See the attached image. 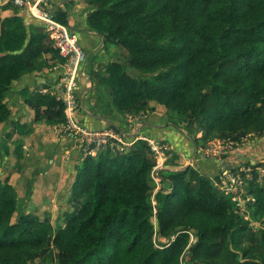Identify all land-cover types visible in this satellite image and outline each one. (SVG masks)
Returning a JSON list of instances; mask_svg holds the SVG:
<instances>
[{"label":"trees","instance_id":"obj_1","mask_svg":"<svg viewBox=\"0 0 264 264\" xmlns=\"http://www.w3.org/2000/svg\"><path fill=\"white\" fill-rule=\"evenodd\" d=\"M86 2L98 6L87 18L91 30L121 46L129 66L148 77L135 78L119 62L107 66L102 81L112 89L120 110L158 103L193 120L204 141L216 135L233 142V148L251 135L264 136V0ZM2 8L14 10L9 17L0 12V124L12 128L7 98L16 82L40 66L37 50L62 60L43 21L27 8L29 16L21 15L12 0ZM54 18L78 37L68 12L54 13ZM51 72L53 83L60 82L63 71ZM21 92L45 110L49 122L67 124L66 106L52 92ZM77 112L75 122L89 131L120 133L108 124L86 123L79 117L81 110ZM10 132L0 135V169L10 157ZM137 148L84 157L71 190L83 202L57 231L49 221L23 217L25 201L11 176L0 177V264H33V255L49 248L58 252L59 264H185L188 252L190 264H264V255L254 257L257 241L238 220L231 198L200 169L188 166L163 174L153 203L155 162L147 157V146ZM261 162L247 164L256 169ZM251 192L255 205L264 210V190ZM260 237L264 244V231ZM246 241L252 245L245 247Z\"/></svg>","mask_w":264,"mask_h":264},{"label":"crops","instance_id":"obj_2","mask_svg":"<svg viewBox=\"0 0 264 264\" xmlns=\"http://www.w3.org/2000/svg\"><path fill=\"white\" fill-rule=\"evenodd\" d=\"M8 1L10 0H0V12L2 17H9L14 14V10H12V8H2L8 3ZM40 1L43 2L42 6H45L44 9L52 12L53 14L60 11L68 12L69 16L71 17V25H73L75 29L79 31L78 37L81 40L83 46L89 52L88 60L83 67L85 70L84 75L82 80L79 81V86L76 92V94L78 93L79 96V109L81 110L79 117L84 119V122L86 123H92L99 126H104L106 124L113 126L119 130L120 133H123L125 137L133 138L131 142L133 143L134 148L138 147L137 149H141L146 146L148 147L147 144H151L150 141L155 142L154 140L157 139L167 140L171 144L173 148V157L171 160L168 161L165 167L154 168V176L157 177V180L159 179V181H157L159 185L161 184L160 181L163 178L164 173L179 172L183 169H186L188 166L200 169L202 172L209 175L210 178L217 180L218 182L216 184H218L220 183V180L224 179L222 174H225V172L231 168L243 163L254 164L255 162L263 161L264 136L253 137V135H251L252 137H250V139L238 145L236 148H233L228 154H226V158H207L203 152L202 143L199 140V138L202 136V133H197V127H194V129L189 127L190 132L193 133L192 134L187 131L188 127L185 128L184 126L179 125L180 128L178 129L174 126H168L165 120H168L170 115H165V111L162 109L165 107L160 105L159 108L157 103L147 102L138 104L132 109L126 111L120 110L112 89L104 85L102 81V75L110 63L119 62L120 59L117 56L121 53H124L125 50L121 48V46L119 47V45H117L115 42L110 41L106 36L99 35L97 32L92 31L89 27L87 21L88 15L94 12L98 6L88 4L86 0ZM18 10L21 15L29 13L20 7ZM27 16H29V14ZM29 22L36 23V21L33 19L29 20ZM48 44L49 42L47 41V45ZM37 51L39 53L37 61L39 62L40 66L36 69V71L25 74L20 81L13 85V88L10 91L9 98L15 108L8 102L9 100L7 99L11 110H17L16 115L12 116L11 119L14 120V122H12L10 125L13 126L14 130L9 143L10 148H13L10 149V153H12L11 155L14 154L13 157L18 154L16 149H22L25 141H27V136L29 135L28 134L27 136H24L22 135L23 133H21V131L25 129L26 132L28 131L29 125L35 126V124L39 123L40 121H45L43 117L46 114L44 109L39 108L34 100L23 96L21 91L27 88L29 90V94L33 95L44 87L42 84L47 83L48 85H45V87L50 89L51 84L55 81L53 79L55 72H45L43 70L45 68L43 67L46 65V63L53 62V60L56 61L57 58H54L51 52H47L42 49H38ZM145 104H150L152 109H158L153 111L152 115H148V118H146L144 121H133L136 119L134 116L138 112H143L142 110L144 106H146ZM77 111L75 116L76 122V119L78 118ZM146 113L149 114L148 112H145V114ZM172 121L175 122L176 120L172 119ZM48 122L45 121L44 126L50 130L52 124ZM51 133L49 131L43 134H37V139L45 140L44 145L39 144L41 151L44 148L41 152V154L43 153L44 156L43 159L37 158V160H34V169L32 168L31 171L37 169V173H41V175H50L52 174L51 169L58 170L59 168L62 173L61 178L58 180V177L53 176L47 184L52 187V183H56L59 185L57 187L59 191L64 190L65 192L68 190L67 194L63 195V197L61 195L60 197H62L64 200L70 201L69 198L72 195V186L77 176L78 169L84 161L81 143L73 134L57 135L56 133H58V131L53 132L52 130ZM148 138H152L154 140H150ZM145 153L147 154V157H151V154L148 152V150H145ZM27 156H29V154H27ZM13 157H10V159L7 160L8 168L13 166ZM24 157L21 158L19 165L10 168H15V170L17 169L18 173L25 172L24 174H26L27 172L25 170V166L27 165L25 164L26 161ZM49 157L50 159L48 164L50 165L46 163ZM49 167L50 172H47L46 169ZM16 175L17 174L13 171L11 174V179L13 180ZM217 177L219 178L217 179ZM27 179L28 177H25L23 182L27 181ZM38 180L40 179L38 178ZM28 181H30V179ZM36 182L34 183V181H32L30 184L25 183L23 185L26 186H22V188H16L14 182L13 185L18 192L19 198H22L21 194L24 196L26 193H31L33 188L32 185H36ZM40 187L41 186H38L37 189L39 190ZM24 190L26 191L24 192ZM24 201L26 211L24 213H26V216H29L30 211L28 208L26 209V207L28 203H31V196H29L27 199L24 198ZM22 216L26 217L24 215Z\"/></svg>","mask_w":264,"mask_h":264},{"label":"rangeland","instance_id":"obj_3","mask_svg":"<svg viewBox=\"0 0 264 264\" xmlns=\"http://www.w3.org/2000/svg\"><path fill=\"white\" fill-rule=\"evenodd\" d=\"M45 7V6H44ZM120 47V46H119ZM122 48V47H121ZM120 60L119 63L123 64L126 66L127 68V72L132 74L135 78L141 80V81H145L148 77L147 75H143L141 74L139 71H136L134 69H132L129 66V56L126 53V51H124V53H121L117 56ZM60 64V62L58 61H54L47 63L46 67H43L45 69H43L45 72L51 73V71H55L54 67L56 65ZM59 83V82H58ZM58 83H52L51 84V88L54 92V94L58 97V94L60 93V90L58 89ZM44 87L46 84H42ZM43 87V88H44ZM41 88V89H43ZM46 88V87H45ZM90 95V94H89ZM91 96V95H90ZM95 96V93H94ZM10 94L8 96V102L12 105L11 100H10ZM77 110H79L80 108V104H79V98L77 97ZM146 106H144L143 108V112H138L134 118H136L135 122H140V121H144L146 118H148V115H152L153 111H156L158 108H151L150 104H145ZM157 105H159L157 103ZM14 107V105H12ZM15 108V107H14ZM160 108V105H159ZM165 111V115H170L168 120L175 119L176 123H178L179 125L184 126L185 128H187V131L190 132V128L192 127V129H194V127L196 128L195 123L193 122V120H191L189 117H181L176 113L170 112L165 108H162ZM147 110V111H146ZM145 112H148L149 114H145ZM17 110H12V114L11 116L16 115ZM67 114V112H66ZM76 114V113H75ZM76 116V115H75ZM68 122L67 124H64L58 120H55L54 122H48V118L49 116H47L45 114V116L43 117L45 121H47L48 123L52 124L50 130L47 129L44 124L45 121H40L39 123L35 124V126L33 125H29L28 127V131L25 132V129H23V131H21V133H23L22 135L27 136V141H25L24 146L22 147V149H16L18 154L20 155H11L12 153H10V157H13V166L10 167H14L20 164V160L21 158H25L26 161V165L25 166V170H26V174L24 173H18L17 169L15 170V168H8L7 163L6 166H4V163L2 162V166L0 169V177H4V176H8L13 173V171L17 174L16 177H14V179H11V183L13 185V183L15 182V187H21L22 186H26L23 184H30V182L34 181V183L36 182V185H32V192L31 193H26L24 196L21 194L22 198L21 200L24 202V198L27 199L29 196H31V203L27 205L26 209L28 208L30 211V215L26 216V212L25 208H24V212L22 213L24 216L28 217V219H33V218H37L39 220L42 221H49L52 225L53 228H55V230L57 231L58 229L62 228L65 226V222H66V217L73 215L76 210L77 207L83 202L82 200H75L73 198V196H70V201L69 200H64L62 197L63 195L68 193V190L64 192V190L59 191L58 190V186L56 183H52V187H50L47 183L50 179H52V177H58L61 178V171L59 170H53L52 174L50 175H41V173H37L38 170L35 169L33 171H31V169H34V160H37V158H41L43 159L44 154L41 152V149L39 147L40 145H44V141L45 140H39L37 139V134H43L46 132L51 133V130L53 132H57V135L59 134H67L70 132H73V134H75V129L71 126V120H70V116H68ZM73 117V116H71ZM12 118V117H11ZM50 119V118H49ZM55 123V124H54ZM12 129V130H11ZM197 129V128H196ZM10 132L13 133V126L12 128H7L5 124H0V135H4L6 132ZM192 133V132H190ZM197 133H202V136L199 138V140L202 143V147H203V152L204 153H208L210 154L209 157H214L217 156L219 153H223L225 147H226V140L225 139H218L216 137V135H213L212 138L204 141L203 138V131L198 132ZM123 134V133H122ZM193 134V133H192ZM196 134V133H195ZM45 135V134H44ZM52 135V133H51ZM77 137V134H75ZM5 136V135H4ZM52 137V136H51ZM50 137V139H51ZM25 138V137H24ZM49 139V140H50ZM77 139L79 140V142L81 143V137H77ZM250 139V137L248 138ZM248 139H245V141H247ZM11 141V140H10ZM244 141V142H245ZM148 145V149H150V154L151 157L153 158L154 162H155V167H165V165H167L168 161L171 160V158L173 157V148L170 144H163L161 148H159V151L157 152V150H154V148L152 147L151 144H147ZM10 149H13L12 147ZM132 150V149H131ZM108 151V150H106ZM110 151H114V149L112 148ZM27 154H29V156H27ZM220 158H222L224 156V154H220L218 155ZM9 157V159H10ZM28 157V158H27ZM50 157L47 160V164L49 163ZM256 163V162H255ZM254 163V164H255ZM261 163H263L261 166L257 167L256 169L252 166H250L249 164H239L236 167L239 166L240 170H245L246 173H244V176H242V183H243V187H242V191H240V193L238 192V194L236 195L233 192H230L227 190V184L229 186L228 180L225 177V174L223 173L222 176L224 177L223 180H220V183L216 184L218 181L210 178L213 185L216 187V189H220L227 197H230L232 200V203L234 205V210L235 213L238 215V220L240 222L246 223L248 225V230L247 233H249L251 236H253L257 243L255 246V252L253 253L255 258H259L261 255H264V244L261 241V237H260V233L262 231H264V210L259 208L257 205H255L256 203V195L253 194L251 192V188H253V190L255 191L254 193H257L259 190H264V161H262ZM50 165V164H48ZM50 167L48 169H46L47 172L49 171ZM155 170V169H154ZM185 170V169H183ZM182 170V171H183ZM54 171V172H53ZM45 172V170H44ZM170 173V172H169ZM169 173H164L165 175H168ZM221 176V175H220ZM25 177H28L27 181L23 182V179H25ZM38 178L40 180H38ZM219 177H217L218 179ZM30 179V181H28ZM15 180V181H14ZM157 181H159V179L157 180V177L152 176L151 179V198L153 200V203H155V196L157 194V192L159 191V189L161 187H163L162 184H158ZM59 184V181H58ZM41 186L40 189L38 190L37 187ZM160 186V187H159ZM27 190V188H26ZM24 190V192L26 191ZM31 191V190H29ZM54 192V193H53ZM72 194V193H71ZM62 195V197H60ZM29 200V199H28ZM20 213L16 214L15 218L19 217ZM153 222L155 223V221L153 220ZM158 239H160V237H157ZM196 237L193 233V231L191 232V243H195L196 242ZM252 245L250 242H245V247L246 246H250ZM59 254L57 251H53L52 248H49L47 250H44L40 253H36L33 255V260L32 263L33 264H59ZM192 259V255L191 253H187L184 256V263L185 264H190Z\"/></svg>","mask_w":264,"mask_h":264},{"label":"built area","instance_id":"obj_4","mask_svg":"<svg viewBox=\"0 0 264 264\" xmlns=\"http://www.w3.org/2000/svg\"><path fill=\"white\" fill-rule=\"evenodd\" d=\"M13 3L20 8H27L31 14L38 20L43 21L46 25V32L52 43V47L56 50L61 58L60 64L54 67L55 71H63L62 78L58 83L60 93L58 97L52 92V89L43 88L39 93L46 94L52 92L58 100L62 101L66 106V112L70 116L71 126L76 130L77 137H81V147L84 157L97 156L100 152L114 149L113 152L118 154H127L133 148V143L125 138L122 133L114 130L103 131H89L75 122V113L77 105V89L79 86L78 77L84 75L85 63L88 60V54L83 50L79 39L76 35L70 33L67 26L58 22L54 18V14L44 9L42 1L40 0H12ZM73 116V117H71ZM74 132V131H73ZM73 132H70L73 134ZM154 150L159 151L162 147L159 143L150 141ZM234 147L233 142H227L223 153L226 155ZM207 157L210 156L207 152L204 153ZM212 158H218L219 156ZM237 171L225 172V177L228 180L227 190L235 193L242 191V176L245 170H240L239 166L236 167Z\"/></svg>","mask_w":264,"mask_h":264}]
</instances>
